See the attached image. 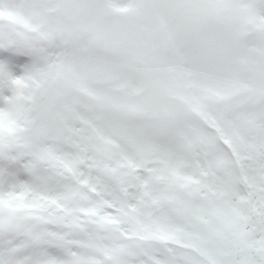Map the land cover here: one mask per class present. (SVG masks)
I'll use <instances>...</instances> for the list:
<instances>
[{
	"label": "snow or ice",
	"instance_id": "1",
	"mask_svg": "<svg viewBox=\"0 0 264 264\" xmlns=\"http://www.w3.org/2000/svg\"><path fill=\"white\" fill-rule=\"evenodd\" d=\"M0 264H264V0H0Z\"/></svg>",
	"mask_w": 264,
	"mask_h": 264
}]
</instances>
